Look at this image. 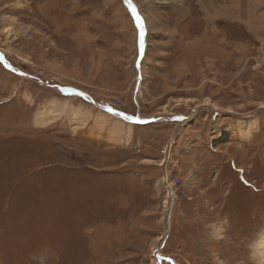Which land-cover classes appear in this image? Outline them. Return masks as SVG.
I'll return each mask as SVG.
<instances>
[{
  "label": "rangeland",
  "instance_id": "rangeland-1",
  "mask_svg": "<svg viewBox=\"0 0 264 264\" xmlns=\"http://www.w3.org/2000/svg\"><path fill=\"white\" fill-rule=\"evenodd\" d=\"M117 1L0 0V264H179L164 252L187 264H253L264 241V0H202L241 16L208 23V35L186 18L178 41L153 40L146 69L166 51L185 69L178 77L167 63L173 82H150V95L136 81L137 30L125 7L134 30L117 27ZM198 1L201 30L213 12ZM80 88L161 120L124 116L132 131L120 145L87 141L77 115L97 107ZM167 171L182 179L171 183L174 208L159 184Z\"/></svg>",
  "mask_w": 264,
  "mask_h": 264
},
{
  "label": "crops",
  "instance_id": "crops-1",
  "mask_svg": "<svg viewBox=\"0 0 264 264\" xmlns=\"http://www.w3.org/2000/svg\"><path fill=\"white\" fill-rule=\"evenodd\" d=\"M114 1L117 0H111V3H113ZM141 5V8L143 10V12L141 11L139 4ZM132 0V4L135 6L138 14L140 15V17L142 18L143 21V47L141 48V28L139 26V24L136 21L135 18V14L132 12L131 7H129V4L127 3V0H120V2L122 3L121 8L116 9L118 12V18H119V22L116 21V25L117 27H120L121 31L124 30L126 32H131L134 30L132 29V24H131V20L130 17L133 21L134 27L137 30V55L136 58L133 62V65L137 71L136 74V81H144L149 85L146 88V94L148 93V95H150L151 88H150V82H156L158 80H161L163 82V87L164 88H168V84L169 81L173 82L172 76H171V72H168V67H167V63H170L173 61L174 68H173V73L177 74L178 77L182 76L181 74V70L185 69V63L183 62L185 60V57L181 58L180 60H176L177 58H175V60L173 59V55L168 54V52L166 51L165 53H161V52H157L156 55L157 57L154 58L155 62L157 63V65H160V68L157 67L155 72H150L148 69H146V64L147 61H149V59L151 58V50L153 47V40H155L156 45H166V41L167 40H179V35L181 32V28L179 25V22L183 21L184 19L188 21V25L189 29L191 28V32H201L205 35H208L207 33H210V30L207 26V24L209 23V25L215 30L217 29V24L216 23H212V21H216L219 18L222 17H227L228 20L233 19L231 17V14L233 13V16L235 18V20H237V16H241L240 12H229L230 14L223 16V14H221L222 12H224L223 10L220 9H213L209 6H207L205 3L202 2V0H199L198 3L200 5V8L202 10V12H213V14L209 13V15H204L205 17V24L203 29L201 30H196L195 26L193 25L194 23V18H195V12H200L199 10H197L195 8V6L193 7L191 4V0H150L151 4L149 3V0H142L145 3V7L143 8V5L141 4L140 0ZM118 3V1H117ZM201 3V4H200ZM124 7L126 8L127 12L129 13V15H127ZM145 8L148 10H151V12H154L155 17L156 18H151L150 15L145 12ZM154 9L157 11L155 12ZM215 12H219L218 14H216ZM227 13V12H226ZM124 14L127 15V18L124 17ZM145 14V15H144ZM165 15H167L168 17H170L171 22L168 21L167 18H165ZM145 16L147 19V22H150V26L152 27L151 29L152 31V37H151V44H150V40L149 42L147 41V33H148V29H147V24L145 21ZM103 16L100 15L99 19H97L99 22L107 24L110 26V21L106 20L104 18H102ZM238 20H240L238 18ZM111 23H114V21H111ZM85 24V22H84ZM80 31L81 28L79 27ZM155 30V31H154ZM120 31V32H121ZM186 32V31H185ZM163 35L165 36L164 39H160L159 35ZM133 35H136V32L134 31ZM188 44V48H186V50H189L191 52H193V49H197L200 47V43H198L195 40V36L189 38V41L186 43ZM249 44V42H248ZM245 44V46H239V48H242V51H251V49H253L252 45H248ZM135 45V43H134ZM149 45H150V50H149ZM135 47V46H134ZM133 48V47H132ZM147 54H149V57L146 60V57L148 56ZM132 59H133V55H132ZM146 60V62H145ZM182 60V61H181ZM150 64V63H149ZM148 64V65H149ZM147 65V66H148ZM144 68V74H145V78L142 75V69ZM161 72V73H160ZM187 77V75H186ZM139 78H141V80H139ZM176 82H178V80H176ZM140 85V84H139ZM146 85V84H145ZM136 88H134V95H136L137 90L139 89V86L135 85ZM145 88V87H144ZM81 89V88H80ZM82 91H84L83 89H81ZM91 99L93 98V105L91 106H96V110L97 113L94 112V108L95 107H89L90 112L85 109L81 110V113L79 115H77V120H81V122L76 123V127H77V132L81 133L82 138L87 140V141H93V142H97L98 144H103L106 146H111V147H115L120 145L124 140L127 139V137L129 138L131 135V131L132 128L129 126H124L127 125L126 122V118H124V115L121 114L120 112H123L124 114H128L127 111L114 106L112 104L111 101L107 100V99H102L100 101H97V99L93 96L90 95ZM161 96V95H160ZM164 96V95H163ZM206 96H208L207 94H204V98H206ZM155 100V99H152ZM159 102V101H158ZM167 101H165L163 104H165ZM162 105V104H161ZM164 107V105H163ZM198 107H204V110L207 108L206 104H201ZM198 108H194V110H197ZM169 112L172 113V111L168 110ZM198 111V110H197ZM178 112V111H177ZM199 112V111H198ZM163 113H167L166 110H163ZM174 113V112H173ZM175 114H181V113H175ZM139 114L134 115L133 113H129V116H137ZM179 115H175V117H171V119H175L178 117ZM180 116H186V115H180ZM155 117V116H153ZM193 118V117H192ZM126 121V122H125ZM85 123H89V126L87 128H84ZM91 123V124H90ZM130 123V122H129ZM132 124V123H130ZM134 125V124H132ZM247 127V126H246ZM245 127V128H246ZM102 138L104 139V141L102 140Z\"/></svg>",
  "mask_w": 264,
  "mask_h": 264
},
{
  "label": "built area",
  "instance_id": "built-area-1",
  "mask_svg": "<svg viewBox=\"0 0 264 264\" xmlns=\"http://www.w3.org/2000/svg\"><path fill=\"white\" fill-rule=\"evenodd\" d=\"M115 101L112 102V104L114 106H117L118 103H119V100L118 99H114ZM175 180H178L179 182H181V177L179 176H174V175H171L168 171L163 173V175L161 176L160 178V181H159V184H160V187L162 186L164 188V190H166V192H172L173 191V183ZM176 184V182H175ZM172 202H173V208H174V202H175V197L177 196L176 193L172 192Z\"/></svg>",
  "mask_w": 264,
  "mask_h": 264
},
{
  "label": "snow or ice",
  "instance_id": "snow-or-ice-1",
  "mask_svg": "<svg viewBox=\"0 0 264 264\" xmlns=\"http://www.w3.org/2000/svg\"><path fill=\"white\" fill-rule=\"evenodd\" d=\"M127 3L129 4V7H131L132 12L135 14V18L137 23L139 24L140 28H141V48L143 47V21L142 18L140 17V15L138 14L135 6L132 4V0H127ZM80 95H86L84 93H80ZM129 119H132L133 117H128ZM138 119V118H136ZM177 119H184L183 117H177Z\"/></svg>",
  "mask_w": 264,
  "mask_h": 264
},
{
  "label": "water",
  "instance_id": "water-1",
  "mask_svg": "<svg viewBox=\"0 0 264 264\" xmlns=\"http://www.w3.org/2000/svg\"><path fill=\"white\" fill-rule=\"evenodd\" d=\"M5 64H6V66L8 67V65H7V62H5ZM11 69H13V70H15V71H17L15 68H11ZM18 72V71H17ZM21 73V72H20ZM65 90V93L64 94H66V95H70V94H73V91H71V90H69V89H64ZM127 117H132V116H128L127 115ZM178 117H185V116H178ZM138 119H136V118H132V119H130V120H133L134 122H138V123H149V122H152V121H159V120H161V117H152V118H145V119H143V118H140V117H137Z\"/></svg>",
  "mask_w": 264,
  "mask_h": 264
},
{
  "label": "bare ground",
  "instance_id": "bare-ground-1",
  "mask_svg": "<svg viewBox=\"0 0 264 264\" xmlns=\"http://www.w3.org/2000/svg\"><path fill=\"white\" fill-rule=\"evenodd\" d=\"M234 9H236L235 6H232V7L229 8V11L231 10V11L235 12ZM237 9H238V8H237ZM227 10H228V9H227ZM229 133H230V132H229ZM229 133L225 130L224 133L222 134V137L227 138ZM220 134H221V133H220ZM219 136H221V135H219ZM221 140H222V139H221ZM226 140H227V139H226ZM260 240H261V239H260ZM257 252H258V255H257V256L264 255V241L261 240V242L259 243V247H258Z\"/></svg>",
  "mask_w": 264,
  "mask_h": 264
},
{
  "label": "trees",
  "instance_id": "trees-1",
  "mask_svg": "<svg viewBox=\"0 0 264 264\" xmlns=\"http://www.w3.org/2000/svg\"><path fill=\"white\" fill-rule=\"evenodd\" d=\"M10 70H8V72H9ZM10 72H12V73H14L13 71H10ZM167 245V242H166V244H165V246ZM164 246V247H165ZM163 249V248H162ZM166 250V249H165ZM164 251V250H163ZM166 255H170L174 260H176V261H178L179 262V264H187V262H181L180 261V258L181 257H178V256H176V255H172V254H169V253H167V252H164ZM161 264H173V263H171V262H169V261H162V263Z\"/></svg>",
  "mask_w": 264,
  "mask_h": 264
},
{
  "label": "clouds",
  "instance_id": "clouds-1",
  "mask_svg": "<svg viewBox=\"0 0 264 264\" xmlns=\"http://www.w3.org/2000/svg\"><path fill=\"white\" fill-rule=\"evenodd\" d=\"M253 264H264V255L253 258Z\"/></svg>",
  "mask_w": 264,
  "mask_h": 264
}]
</instances>
